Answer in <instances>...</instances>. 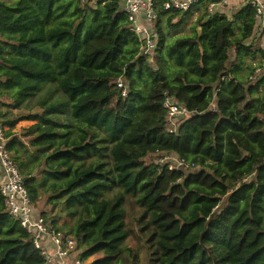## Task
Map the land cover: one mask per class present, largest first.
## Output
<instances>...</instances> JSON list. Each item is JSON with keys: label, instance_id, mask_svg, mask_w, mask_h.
Listing matches in <instances>:
<instances>
[{"label": "trees", "instance_id": "trees-1", "mask_svg": "<svg viewBox=\"0 0 264 264\" xmlns=\"http://www.w3.org/2000/svg\"><path fill=\"white\" fill-rule=\"evenodd\" d=\"M93 1L0 0V126L34 204L88 264H264V79L247 64L256 8L232 19L205 0L186 11L154 0L149 55L123 0ZM167 96L190 112L175 132ZM22 120L34 123L18 131ZM159 154L187 165L147 160ZM1 187L0 264H45ZM127 196L144 261L126 244Z\"/></svg>", "mask_w": 264, "mask_h": 264}, {"label": "built area", "instance_id": "built-area-1", "mask_svg": "<svg viewBox=\"0 0 264 264\" xmlns=\"http://www.w3.org/2000/svg\"><path fill=\"white\" fill-rule=\"evenodd\" d=\"M83 1L88 2L89 0ZM199 1L168 0L165 3V8L186 11ZM206 1L211 13L219 5L225 7L230 4H252L256 8V22L260 25L259 34L264 39V2L261 0ZM154 2V0H123L122 3V9L128 15L132 30L144 43V52L149 55L154 54L157 46V33L155 31L157 15ZM255 66V72L250 78L263 77L264 79V68L257 64ZM118 84L122 86V80H119ZM164 104L168 109L170 132H175L178 121L189 115L190 112L178 103L173 96H167ZM7 141L5 130L0 126V166L6 175L1 191L6 199L8 213L12 218L19 221L30 234L33 244L44 256L45 264H88V259L82 255L85 248L81 243L72 234L60 230L40 212H37L13 153L7 148ZM157 162H168L169 168L187 165L185 160L172 154H163Z\"/></svg>", "mask_w": 264, "mask_h": 264}, {"label": "rangeland", "instance_id": "rangeland-1", "mask_svg": "<svg viewBox=\"0 0 264 264\" xmlns=\"http://www.w3.org/2000/svg\"><path fill=\"white\" fill-rule=\"evenodd\" d=\"M193 19H190V21L192 22ZM196 22L193 21L192 23ZM191 23V24H192ZM188 28L191 25H187ZM188 30V29H187ZM163 155V154H162ZM162 155H154L149 157L147 160L149 162L151 161H158L160 159V157ZM115 191H118V188L115 190H112L109 192V196L113 195ZM37 212H41L43 209H45V201H41L39 202L37 205H35ZM125 209H126V221L128 224L129 229L131 230V236L128 238L127 243L130 247L134 248V252L135 255L139 257L140 261H144L147 258V249L144 246L146 244V235L145 233H143L142 231V225L140 224V217H139V206L135 203V198L132 196H127L126 197V203H125ZM71 222L73 223V220L71 218H64L60 221L59 225L61 226V224L63 222ZM93 257L88 259V262L92 259Z\"/></svg>", "mask_w": 264, "mask_h": 264}, {"label": "crops", "instance_id": "crops-1", "mask_svg": "<svg viewBox=\"0 0 264 264\" xmlns=\"http://www.w3.org/2000/svg\"><path fill=\"white\" fill-rule=\"evenodd\" d=\"M261 1L264 2V0H261ZM244 6L245 5H240V4H230V5L225 6V7H223L222 5H219L216 8H214V11L212 13L225 12V13H227L229 15V18L233 19L234 18V14L237 11L241 10ZM203 7H204L203 5L199 4L196 7V9H195L194 14L191 15V17L197 19L202 14L203 10H201V9ZM190 19H189L188 24H186L185 29L183 30V32H188L190 27L193 24L192 22L195 21V19H193V21L191 22ZM143 20H144V15H143ZM187 25H191V26L188 28ZM259 31H260V25H259V23L256 22L255 27H254V32H253L251 43H253L257 49H259V52H258V54H257V56H256V58L254 60L251 59V58H247V64H250V63H253L254 65L255 64H260L264 68V39L259 34ZM242 73H245V69H243V71H240V74H242ZM180 122H181V120L178 121V125L180 124ZM33 123H34V121H31V120H22V121H20L17 124L16 129L18 131H21L22 128H26V127L30 126L31 124H33ZM5 179H6V175H5L3 169L0 166V182L3 183L5 181Z\"/></svg>", "mask_w": 264, "mask_h": 264}, {"label": "water", "instance_id": "water-1", "mask_svg": "<svg viewBox=\"0 0 264 264\" xmlns=\"http://www.w3.org/2000/svg\"><path fill=\"white\" fill-rule=\"evenodd\" d=\"M96 3H97V0H94L93 1L94 7H96ZM200 30H201V28H200Z\"/></svg>", "mask_w": 264, "mask_h": 264}]
</instances>
